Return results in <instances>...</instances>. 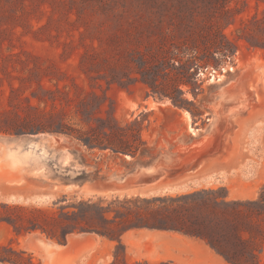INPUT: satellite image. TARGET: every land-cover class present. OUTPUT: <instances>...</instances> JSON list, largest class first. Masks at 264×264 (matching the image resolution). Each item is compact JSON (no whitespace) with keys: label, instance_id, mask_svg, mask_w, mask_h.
<instances>
[{"label":"rangeland","instance_id":"rangeland-1","mask_svg":"<svg viewBox=\"0 0 264 264\" xmlns=\"http://www.w3.org/2000/svg\"><path fill=\"white\" fill-rule=\"evenodd\" d=\"M138 130L153 148L147 166L95 147L89 152L100 172L86 176L104 179L73 188L58 181L63 168L38 175L25 167L34 155L26 151L31 134L55 149L65 142L88 150L80 136L104 140L119 131L111 137L135 144ZM0 138L21 140L12 150L0 141V216L22 222L99 196L205 191L257 199L264 191V0H0ZM194 166L202 173L178 185L186 190L151 191L167 186L152 184L151 168ZM219 168L226 183L198 181ZM38 238L58 242L40 229L14 235L0 221V242L12 239L44 264ZM207 248L205 264H225ZM116 254L113 264H124L120 247ZM258 256L264 263V243Z\"/></svg>","mask_w":264,"mask_h":264},{"label":"trees","instance_id":"trees-1","mask_svg":"<svg viewBox=\"0 0 264 264\" xmlns=\"http://www.w3.org/2000/svg\"><path fill=\"white\" fill-rule=\"evenodd\" d=\"M172 100L175 105H182L180 100L174 98ZM110 133L111 136L118 138L119 131L107 132L106 136H110ZM111 136L104 140L92 135L80 136L87 146L88 153L82 151L83 148L80 147L73 150V154L81 165H90L92 168L76 169L73 170L76 171V175H70L71 168L66 166L61 173H57L60 175L59 179L78 184L104 179L101 176L98 178L86 176L92 170H96L98 174L100 172L97 168L99 160L91 157L89 152L95 147L108 148L116 154L130 155L135 161L134 164L138 166H147L151 163L153 148L141 139L140 130L132 135L133 139L137 140L135 144ZM214 193L196 191L169 197L158 195L89 197L59 208L57 216L44 215L40 220L28 218L26 222H22L17 220L20 216L8 215L0 216V221L11 225L14 235L40 229L60 243H64L67 235L75 230L95 232L117 240L115 251L120 247L121 252L123 251L121 235L129 229L176 230L201 238L230 264H264L258 256L264 243V191L259 193L257 199L245 201L226 200L227 192L221 196ZM198 200H201V205H198ZM212 216L216 218L213 219ZM111 224L118 227H111ZM117 256L115 254V257ZM0 261L12 264H39L34 263L25 250L17 248L12 239L0 242Z\"/></svg>","mask_w":264,"mask_h":264},{"label":"crops","instance_id":"crops-1","mask_svg":"<svg viewBox=\"0 0 264 264\" xmlns=\"http://www.w3.org/2000/svg\"><path fill=\"white\" fill-rule=\"evenodd\" d=\"M47 142L50 152H47L45 157H41L42 159L40 157L36 159L37 161L33 165L42 169L40 173L35 174L44 175L51 172L55 175L53 171L66 166L71 169L85 168L89 170L92 168L90 165H81L75 159L73 154V150L77 149L75 146L67 145L65 142L60 141L64 146L55 149L50 139ZM82 151L88 153L87 150L82 149ZM8 160L11 163V158ZM27 166L28 164L25 167ZM150 171L153 173V185L167 184V186L157 187L151 191L159 189L184 191L186 189L179 188L178 185L190 178L200 177L202 173L200 166H194L187 171L171 172L168 169L159 167L151 168ZM58 181L64 182L67 188L78 186V183L72 181L65 182L59 178ZM198 181H201L204 185L226 183L228 181V172L219 168ZM72 233L67 235L64 243L54 242L48 238L39 239L42 246L39 241L38 245L46 257L44 264H113L117 240L103 235L98 236L95 232L90 231H83L76 235ZM120 241L123 245L121 255L125 264H137L140 262L146 264H205L206 257L212 256L207 248L208 244L201 238L176 230L133 228L125 231L121 235ZM224 261L225 264H230L226 260ZM0 264L12 263L0 261ZM39 264H41V261H39Z\"/></svg>","mask_w":264,"mask_h":264},{"label":"water","instance_id":"water-1","mask_svg":"<svg viewBox=\"0 0 264 264\" xmlns=\"http://www.w3.org/2000/svg\"><path fill=\"white\" fill-rule=\"evenodd\" d=\"M49 139H45V137H40L34 134L29 135V137H27L26 141L27 143L32 142V144H28V146L26 148L32 147L33 145H37L39 146L36 150V152L34 153V155H32L30 158V161H28V166L26 167L28 169V171H32L33 173H40L41 169L38 166H34V162H36L38 157H45V155L47 154V152H50L49 149V144L48 141ZM0 141H2L5 145H9L10 143L13 144L12 146H10V148L16 147V146H20L21 140L20 139H4V138H0ZM58 143H60V140L57 139L56 140ZM59 146H64L63 144H60ZM40 149H44L43 151H41ZM42 159V158H41ZM32 160V161H31ZM78 187H81V184H78ZM40 245L42 246V243L40 240H38Z\"/></svg>","mask_w":264,"mask_h":264},{"label":"bare ground","instance_id":"bare-ground-1","mask_svg":"<svg viewBox=\"0 0 264 264\" xmlns=\"http://www.w3.org/2000/svg\"><path fill=\"white\" fill-rule=\"evenodd\" d=\"M230 107V106H229ZM230 109V108H229ZM218 112V111H217ZM47 136V135H46ZM27 150L26 151H29V153H27V156L28 154H33L36 152V148H35V145H33L32 147H29V148H26ZM9 150H12L11 148H9ZM41 150V149H40ZM18 153V152H17ZM13 163H16L13 161ZM13 196V195H12ZM39 239V238H38Z\"/></svg>","mask_w":264,"mask_h":264}]
</instances>
